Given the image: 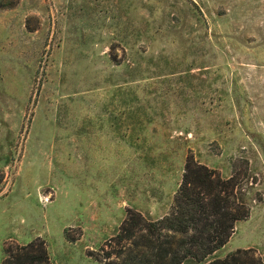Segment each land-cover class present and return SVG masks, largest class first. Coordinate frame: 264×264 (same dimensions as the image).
<instances>
[{
	"label": "rangeland",
	"instance_id": "1",
	"mask_svg": "<svg viewBox=\"0 0 264 264\" xmlns=\"http://www.w3.org/2000/svg\"><path fill=\"white\" fill-rule=\"evenodd\" d=\"M188 155L250 209L216 255L264 264V0H0L2 258L123 264L119 226L166 214Z\"/></svg>",
	"mask_w": 264,
	"mask_h": 264
},
{
	"label": "trees",
	"instance_id": "2",
	"mask_svg": "<svg viewBox=\"0 0 264 264\" xmlns=\"http://www.w3.org/2000/svg\"><path fill=\"white\" fill-rule=\"evenodd\" d=\"M237 184L235 176L188 155L169 210L157 219L128 213L114 235L120 246L115 256L123 264H263L252 248L216 255L250 212L236 195ZM4 254L1 264H51L39 237L6 246Z\"/></svg>",
	"mask_w": 264,
	"mask_h": 264
},
{
	"label": "crops",
	"instance_id": "3",
	"mask_svg": "<svg viewBox=\"0 0 264 264\" xmlns=\"http://www.w3.org/2000/svg\"><path fill=\"white\" fill-rule=\"evenodd\" d=\"M25 232H26V233H25ZM23 234H24V235H26V234L30 235V233H27V231H25V230H24V232H22V230H19V231L17 232L16 235H13V237H11V236H8V237H7V236H6L5 239H6V240H7V239H10V238H15V239H17L18 236H19V237H23ZM4 241H5V240H4ZM2 245H3V242L1 243L0 261H2Z\"/></svg>",
	"mask_w": 264,
	"mask_h": 264
}]
</instances>
